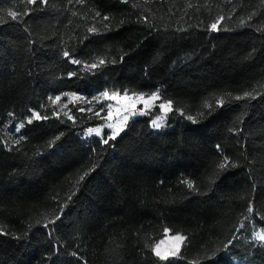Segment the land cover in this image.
Listing matches in <instances>:
<instances>
[{"label": "trees", "instance_id": "trees-1", "mask_svg": "<svg viewBox=\"0 0 264 264\" xmlns=\"http://www.w3.org/2000/svg\"><path fill=\"white\" fill-rule=\"evenodd\" d=\"M103 91L157 92L167 128L83 140L103 121L50 104ZM260 228L264 0H0V264H264Z\"/></svg>", "mask_w": 264, "mask_h": 264}, {"label": "rangeland", "instance_id": "rangeland-1", "mask_svg": "<svg viewBox=\"0 0 264 264\" xmlns=\"http://www.w3.org/2000/svg\"><path fill=\"white\" fill-rule=\"evenodd\" d=\"M103 92H99L97 94H95L93 97L88 98L83 94H79V93H71L74 94L76 97H78V99H74L70 102L69 96L67 95H60L61 99L58 103L53 104L52 100H54L55 98H53L50 101L51 107L61 113H66L67 111V107L69 106H79L82 108V110H84L86 113H88L91 117L93 118H97V119H101L103 121V125L99 126V127H95L94 129H99L101 132V135H96L95 133H93L92 135H85V133L87 132V130L83 133L80 134L81 138L83 140L86 139H92V138H98V139H102V137L104 136L105 131H109L110 136L113 133V127H110L109 125L112 126H116L118 124H120L123 121V117L124 116H128V119L125 123H123V126L121 128V130L118 132V134L116 135L115 138H117L125 129V125L126 123L130 120V119H135V118H139V117H149L151 116L152 112L158 111L159 114L155 117L152 118L151 120V126H152V121L154 119H156L158 116H162L163 117V126L160 128H154L152 126V128L155 131H162L165 128H167V122L170 118V112L172 111V109L170 108L166 113H162L159 105L161 103H165V102H159V98L156 99L155 101H149L148 103V108L145 110V106H144V102L143 101H138V100H131V99H124V94H119V98L117 99H105L102 96ZM109 94L113 93V91H107ZM129 97L132 96V94H128ZM148 96H145V98H147ZM159 97V96H158ZM111 105V107H109ZM63 106V107H62ZM127 108L128 110L125 111L124 109ZM141 110H144V114H141ZM97 113H99L97 115ZM109 113H111V115H109ZM32 113L26 117L24 120L21 121H15L12 118H8L5 127H4V140H5V144L6 146H11V145H15L17 144L22 138V130L24 128V126L27 123V120L29 118H31ZM41 120V119H39ZM36 121V120H33ZM20 124H23L24 126L22 128H20L19 131H16L17 126H19ZM264 234V228H260L257 229L254 233H253V239L254 236L257 234ZM179 236V235H177ZM174 237L176 236H170L168 231H165L164 234V238L162 240H160L156 246L154 247V249L159 246V249L162 253L167 254V258H173L176 257L184 243V238L182 239V241L177 242ZM182 237V236H181ZM254 241L258 244L264 245V242L259 241L254 239ZM165 246L166 250L165 252H163L162 247ZM168 247V248H167ZM178 247V251L176 252V255H171V251L176 249ZM166 259H161V260H166Z\"/></svg>", "mask_w": 264, "mask_h": 264}, {"label": "snow or ice", "instance_id": "snow-or-ice-1", "mask_svg": "<svg viewBox=\"0 0 264 264\" xmlns=\"http://www.w3.org/2000/svg\"><path fill=\"white\" fill-rule=\"evenodd\" d=\"M29 2H32V3H35V0H29ZM8 16H10L13 20H16L17 19V15L18 13L15 12V11H9L8 13ZM105 19H107V17H105ZM6 22V21H5ZM211 28L212 30H216L217 28V23H213L211 25ZM89 31H94V29H89ZM64 55L67 57L68 56V53L65 52ZM74 63H79V61H73ZM100 64H103L104 61L101 60L99 61ZM97 65L96 64H93V65H90L91 68H95ZM74 73H70V75H73ZM64 95H67L69 96V99H70V102L74 99H78V97H76L74 94H71V93H65ZM246 95H249L246 93ZM102 96L105 98V99H117L119 98V93L117 92H113L111 94H109L107 91H105L104 93H102ZM158 93L157 92H153L150 96H148L147 98H145V95L144 94H140V95H135L133 94L131 97L128 96L127 93L124 94V99H131V100H138V101H143L144 102V106H145V110L148 108V103L149 101H155L156 99H158ZM61 97L60 96H57L55 97L54 100H52V103L53 104H56L60 101ZM236 99H241V97H236ZM220 103H223V101H220ZM63 107V106H62ZM111 107V105L109 106ZM159 108L161 110L162 113H166L170 108H171V103L170 102H166V103H161L159 105ZM125 111H127L128 109L125 108L124 109ZM55 114V113H54ZM99 113H97L98 115ZM141 114H144V110H141ZM109 115H111V113H109ZM46 118V117H45ZM71 119V117H69ZM41 119V116L33 111L32 112V116L31 118H29L27 120V123L31 124L33 122V120H39ZM128 119V116H124L123 117V121L116 125V126H112V125H109L110 127H113V133L111 136H109L107 139H104L103 140V143L107 144L109 142V140L111 139H115L116 135L118 134V132L121 130L122 126H123V123H125ZM189 119H191V117H189ZM163 117L162 116H158L156 119H154L152 121V126L154 128H160L163 126ZM24 125L23 124H20L19 126H17L16 128V131H19L20 128H22ZM93 133H95L96 135H101V132L99 129H94V128H89L87 130V132L85 133V135H92ZM227 164V160H225V162L223 164L220 165L221 168L225 167V165ZM189 188L192 187L191 184L188 185ZM252 208L249 207V212H252ZM59 218V217H57ZM174 239L177 241V242H180L182 241L183 237L181 236H176L174 237ZM254 239L256 240H259V241H262L264 242V234H260V233H257L255 236H254ZM178 251V247L174 250L171 251V255H176V252ZM154 252H155V255L158 256L160 259H166L167 258V254L165 253H162L159 249V246H157L155 249H154Z\"/></svg>", "mask_w": 264, "mask_h": 264}, {"label": "bare ground", "instance_id": "bare-ground-1", "mask_svg": "<svg viewBox=\"0 0 264 264\" xmlns=\"http://www.w3.org/2000/svg\"><path fill=\"white\" fill-rule=\"evenodd\" d=\"M168 248V247H167ZM162 250H163V252H165V250H166V247L165 246H163L162 247Z\"/></svg>", "mask_w": 264, "mask_h": 264}, {"label": "crops", "instance_id": "crops-1", "mask_svg": "<svg viewBox=\"0 0 264 264\" xmlns=\"http://www.w3.org/2000/svg\"><path fill=\"white\" fill-rule=\"evenodd\" d=\"M159 258V257H158Z\"/></svg>", "mask_w": 264, "mask_h": 264}]
</instances>
